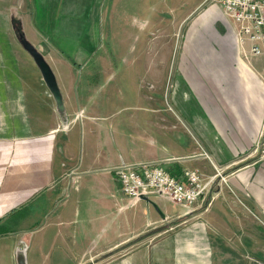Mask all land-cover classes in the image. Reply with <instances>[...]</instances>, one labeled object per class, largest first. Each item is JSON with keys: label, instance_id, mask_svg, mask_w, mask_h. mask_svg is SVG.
Instances as JSON below:
<instances>
[{"label": "crops", "instance_id": "obj_1", "mask_svg": "<svg viewBox=\"0 0 264 264\" xmlns=\"http://www.w3.org/2000/svg\"><path fill=\"white\" fill-rule=\"evenodd\" d=\"M150 2H133L140 18L132 19L134 34ZM110 7L114 12L122 1L111 0ZM73 10L65 3L62 16L83 13L77 4ZM108 15L82 27L95 40L88 52L75 39L81 40L78 22L67 20L72 62L50 37L26 31L22 18L20 34L0 29V264H15L19 242L26 244V264H264V157L247 156L264 133V87L257 84L262 62L250 58L249 69L233 43L229 56L217 49L214 60L226 72L222 84L213 73L200 76L209 94L221 98H194L181 110L178 102L189 98H174V110L164 112L147 98L116 95L126 86L124 69L118 72V64H126V39H120L126 22L106 23L103 31L99 20ZM218 27L222 43L225 30ZM19 35L54 76L64 129ZM89 69L97 73L91 87ZM199 148L210 162L199 157ZM149 161L176 177L199 170L209 175L214 166L226 181L188 214L164 198L129 202L113 168Z\"/></svg>", "mask_w": 264, "mask_h": 264}, {"label": "rangeland", "instance_id": "obj_2", "mask_svg": "<svg viewBox=\"0 0 264 264\" xmlns=\"http://www.w3.org/2000/svg\"><path fill=\"white\" fill-rule=\"evenodd\" d=\"M69 1L74 7L72 12L75 11L76 4L77 7L81 6L83 10L81 16L74 17L72 14L71 16H62V9L65 3L67 5ZM102 1L104 0H0V29L10 30L12 27L21 31L22 27L17 18L20 20L22 18L26 31L29 27L37 34L50 37L49 40L53 46L60 50L68 61L72 62L73 60L68 56L69 48H66L69 46V35L74 33L67 31L72 27L68 21L78 22L76 26L81 29L85 26L89 28L91 22L88 20H96L97 14L100 16L109 14L108 17H104V21L103 18L99 20V27L103 31L106 29V23L113 27L117 23L123 25L126 22V38H124L125 36L120 38L126 39V64H118L119 73L124 69L126 86H118L116 95L123 96V98H147L148 104L156 109L162 108L164 112L168 113L170 112L168 107L171 106V101H174V98H189L188 102H178L180 110L183 108V104L191 106L194 98H199V101L200 98H221L218 92L214 90L210 96L208 89L204 88L200 76L204 73H213L218 79V84H222L223 76H226L220 61L218 63L214 59H218L217 49L226 52L228 56L230 54L228 48H230L231 42L225 37L222 38L227 45L226 49L223 42L220 43L217 40L216 35V32L218 33L220 30L218 25L227 30L229 25L213 6L204 0H152L150 2L152 5L148 9L147 20L137 24V31L134 34L133 27H130L132 19H140L137 17L138 13H136V8L133 5L136 0H121L122 7H116L114 12L113 8L110 7L111 0H105L100 7L97 6L98 2L100 4ZM115 2L119 4L120 0H115ZM86 5L89 7L85 8ZM92 5L96 7L95 13L90 11ZM106 10H108L107 13ZM8 16L15 17L12 18L11 24L7 22ZM64 24H70V26L62 27ZM49 28L50 30L53 28L51 33ZM86 36L88 33L82 29L81 40H79L80 36L75 39H78V43L86 47L85 50L88 52L95 46V40ZM62 37H65V42H61ZM114 58L117 60L118 56L115 55ZM234 58L229 57L232 67L235 65ZM250 58L252 59V57ZM250 58H244V54L240 55V60L245 64L249 63ZM209 59L212 63L211 66ZM252 60L262 62L260 63L262 64L260 71L264 70V53ZM214 63H218V65H213ZM251 66L255 68V65ZM96 74L95 71L89 69L86 81L89 87L96 81ZM258 75L262 76L260 78L264 80L262 72ZM207 78L209 80V76ZM260 84L261 87H264L263 82L260 81ZM214 87L219 86L212 84V88ZM262 92L264 97V91ZM199 101L198 104L202 106ZM170 108L172 111L174 110L172 107ZM263 140L261 137L260 142ZM252 149L253 147L249 150L248 157L256 156L257 153L251 154ZM197 173L203 183L208 178H213L210 192L222 184L213 170L209 175L200 170ZM221 176H225L223 172H221ZM204 198L192 208L202 206Z\"/></svg>", "mask_w": 264, "mask_h": 264}, {"label": "built area", "instance_id": "obj_3", "mask_svg": "<svg viewBox=\"0 0 264 264\" xmlns=\"http://www.w3.org/2000/svg\"><path fill=\"white\" fill-rule=\"evenodd\" d=\"M204 2L213 6L226 20L229 29H224V37L233 43L238 52L244 54V58H257L264 53V0H204ZM217 37L220 36L217 35ZM220 40L227 49L223 39ZM229 47L231 53L232 46ZM247 64L244 63L250 69ZM260 77L262 76H257L258 85H261L260 81L264 84L263 78ZM259 136L264 139L263 131ZM195 144L198 147L196 141ZM199 150V157L210 162L208 154L200 148ZM253 153H257L256 155L260 158L264 157V140L255 143L251 151V154ZM160 163L149 161L120 164L114 167V178L119 184L123 198L129 202H135L141 198H164L182 210L183 214H188L192 211V207L197 202H201L205 194L210 192L213 178L210 177L203 183L196 171H183L176 177L165 172ZM213 170L220 182L225 184L221 171L214 166Z\"/></svg>", "mask_w": 264, "mask_h": 264}, {"label": "water", "instance_id": "obj_4", "mask_svg": "<svg viewBox=\"0 0 264 264\" xmlns=\"http://www.w3.org/2000/svg\"><path fill=\"white\" fill-rule=\"evenodd\" d=\"M19 43L22 49L30 56L32 62L36 66L41 76V79L54 102L55 111L58 116L61 127L63 129L66 128V117L64 114L61 98L55 83V79L51 70L49 69L48 65L43 60L41 55L36 51V49L33 48L25 39L21 38V36L19 37ZM25 250L26 244L24 242H19L18 247L14 251L15 264H26Z\"/></svg>", "mask_w": 264, "mask_h": 264}, {"label": "trees", "instance_id": "obj_5", "mask_svg": "<svg viewBox=\"0 0 264 264\" xmlns=\"http://www.w3.org/2000/svg\"><path fill=\"white\" fill-rule=\"evenodd\" d=\"M14 32H16V33L20 34V31H19V30H17V29H14ZM19 36H21V35H19Z\"/></svg>", "mask_w": 264, "mask_h": 264}]
</instances>
